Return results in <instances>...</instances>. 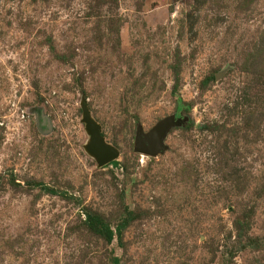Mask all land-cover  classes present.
Wrapping results in <instances>:
<instances>
[{
    "label": "rangeland",
    "instance_id": "374dc122",
    "mask_svg": "<svg viewBox=\"0 0 264 264\" xmlns=\"http://www.w3.org/2000/svg\"><path fill=\"white\" fill-rule=\"evenodd\" d=\"M0 264H264V0H0Z\"/></svg>",
    "mask_w": 264,
    "mask_h": 264
},
{
    "label": "water",
    "instance_id": "95a60500",
    "mask_svg": "<svg viewBox=\"0 0 264 264\" xmlns=\"http://www.w3.org/2000/svg\"><path fill=\"white\" fill-rule=\"evenodd\" d=\"M82 121L90 135V142L86 146L87 151L91 153L100 166H104L115 160L117 151L104 141L101 135L98 123L91 118L87 108L83 109ZM179 121L175 116H169L157 123L148 132L143 133L139 130L136 137V151L140 154L156 156L165 148L163 139L167 130Z\"/></svg>",
    "mask_w": 264,
    "mask_h": 264
},
{
    "label": "trees",
    "instance_id": "16d2710c",
    "mask_svg": "<svg viewBox=\"0 0 264 264\" xmlns=\"http://www.w3.org/2000/svg\"><path fill=\"white\" fill-rule=\"evenodd\" d=\"M110 163H111V164H113V165H114V164H117V162H116V161H112V162H110Z\"/></svg>",
    "mask_w": 264,
    "mask_h": 264
}]
</instances>
